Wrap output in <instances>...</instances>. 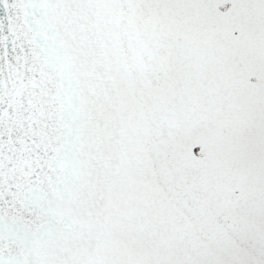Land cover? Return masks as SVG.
I'll list each match as a JSON object with an SVG mask.
<instances>
[{
	"label": "snow or ice",
	"instance_id": "6c2138e0",
	"mask_svg": "<svg viewBox=\"0 0 264 264\" xmlns=\"http://www.w3.org/2000/svg\"><path fill=\"white\" fill-rule=\"evenodd\" d=\"M0 264H264V0H0Z\"/></svg>",
	"mask_w": 264,
	"mask_h": 264
}]
</instances>
